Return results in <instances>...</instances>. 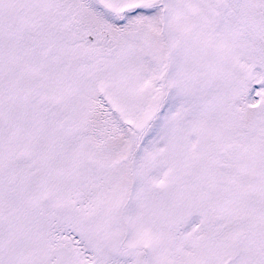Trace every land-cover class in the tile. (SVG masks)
Segmentation results:
<instances>
[{"label":"snow or ice","instance_id":"obj_1","mask_svg":"<svg viewBox=\"0 0 264 264\" xmlns=\"http://www.w3.org/2000/svg\"><path fill=\"white\" fill-rule=\"evenodd\" d=\"M0 264H264V0H0Z\"/></svg>","mask_w":264,"mask_h":264}]
</instances>
